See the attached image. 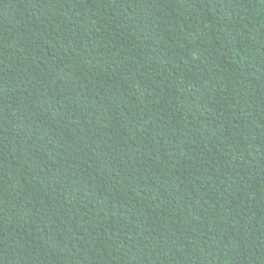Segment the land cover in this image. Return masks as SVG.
<instances>
[{
  "label": "trees",
  "instance_id": "trees-1",
  "mask_svg": "<svg viewBox=\"0 0 264 264\" xmlns=\"http://www.w3.org/2000/svg\"><path fill=\"white\" fill-rule=\"evenodd\" d=\"M0 264H264V0H0Z\"/></svg>",
  "mask_w": 264,
  "mask_h": 264
}]
</instances>
